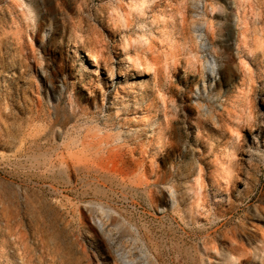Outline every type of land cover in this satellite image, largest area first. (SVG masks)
Here are the masks:
<instances>
[{
  "label": "rangeland",
  "instance_id": "1",
  "mask_svg": "<svg viewBox=\"0 0 264 264\" xmlns=\"http://www.w3.org/2000/svg\"><path fill=\"white\" fill-rule=\"evenodd\" d=\"M0 264H264V0H0Z\"/></svg>",
  "mask_w": 264,
  "mask_h": 264
},
{
  "label": "bare ground",
  "instance_id": "2",
  "mask_svg": "<svg viewBox=\"0 0 264 264\" xmlns=\"http://www.w3.org/2000/svg\"><path fill=\"white\" fill-rule=\"evenodd\" d=\"M132 68V67H131ZM144 74V73H143Z\"/></svg>",
  "mask_w": 264,
  "mask_h": 264
}]
</instances>
